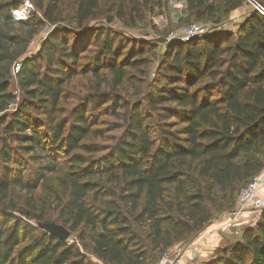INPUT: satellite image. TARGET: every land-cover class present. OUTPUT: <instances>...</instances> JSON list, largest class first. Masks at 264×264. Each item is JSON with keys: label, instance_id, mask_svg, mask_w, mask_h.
Instances as JSON below:
<instances>
[{"label": "trees", "instance_id": "trees-1", "mask_svg": "<svg viewBox=\"0 0 264 264\" xmlns=\"http://www.w3.org/2000/svg\"><path fill=\"white\" fill-rule=\"evenodd\" d=\"M21 1L0 0V264H154L222 213L211 218L216 197L204 179L228 190L223 212L234 210L241 189L264 170V15L249 12L233 39L220 31L168 46L159 69L165 85L149 83L131 104L121 91L127 68L145 71L148 62L134 40L117 62L126 47L119 35L81 28L100 0H79L70 43L64 31L51 32L32 57L25 55L29 44L45 23L62 20L63 0H31L35 10L15 19ZM114 1L117 16L132 22L162 3ZM242 1L186 0V10L203 20ZM84 57L91 61L78 66ZM103 68L110 83L99 74ZM73 73H90L96 83L57 117ZM95 113L114 115L121 129L104 148L85 142L102 134ZM52 173L58 174L57 219L70 231L91 228L96 261L77 242L30 225L23 219L28 211L6 202L12 192L31 194ZM201 264H264V209L241 239L218 246Z\"/></svg>", "mask_w": 264, "mask_h": 264}, {"label": "rangeland", "instance_id": "rangeland-1", "mask_svg": "<svg viewBox=\"0 0 264 264\" xmlns=\"http://www.w3.org/2000/svg\"><path fill=\"white\" fill-rule=\"evenodd\" d=\"M49 0H45L47 2ZM255 1V0H254ZM258 3L264 6V0H256ZM79 0H63L61 3V15L62 20L55 23H45L42 29L34 37L29 44L26 52L27 57H32L40 49L42 43L47 39L51 32L59 31L63 32L67 36L68 43L71 42L72 35L68 34V30L79 28L76 18V10ZM161 7H154L151 11H148L142 21L132 22L128 17L121 18L116 13V2L114 0H100V6L93 18L83 21L81 28L85 27L89 30H97L99 28H106L111 30L114 34L119 35L123 40L126 47L122 49L121 55L117 62L122 60L127 54L126 50L129 49L130 43L128 41H136L137 48L141 46L143 48V58L148 62L145 71L142 69L127 68V76L129 81L123 85L121 91L128 102L135 103L142 100L143 94H145L149 87V83H155L159 86L165 85L164 79L159 74V69L164 62V56L168 46H177V42H168L167 36L170 31L175 30L186 23L195 21L203 24L216 25L222 28V34L231 35V38H235L239 24L243 21L246 15L254 10L253 0H243L242 6L238 9L229 11L227 13L216 11V13L209 19L195 20L192 14H189L186 10V0H161ZM216 3L219 0H215ZM21 10L20 16H15L18 10ZM35 10L31 0H22L20 7H15L12 10V14L15 19H26L30 12ZM189 24V23H188ZM219 34V33H218ZM60 37L63 35L59 34ZM133 41V42H134ZM90 41H87L86 47H90ZM128 43V44H127ZM82 54V53H81ZM93 52L89 53L92 56ZM91 59L86 57L78 61V66L83 67ZM67 70V69H66ZM67 71H71L70 69ZM79 72V71H78ZM14 70L12 69V74ZM101 78L106 83H110L112 75L105 68L99 71ZM96 83V79L90 74L73 73L68 82L63 84V98L59 101L58 106L62 110L57 113V117L64 116L77 102L78 98L88 92ZM12 90L16 96V101L20 97V91L16 86V82L12 79ZM15 106V103L9 105L10 109ZM94 114L93 120L97 118V125L95 128H100L102 134L100 137L89 136L85 142H94L107 146L113 142V137L118 136L121 129L117 128L116 117L112 114L108 115H96ZM33 116L39 120H43L44 117L41 113L33 114ZM155 115H152L147 119V123H152ZM101 153H97L95 156H99ZM59 163H64L62 154H59ZM194 174V173H193ZM191 172L188 173L189 180L194 179V175ZM57 173L47 175V179L44 183L34 190L31 194H26L22 191L12 192L6 199V202L10 205L18 204V206L30 213L29 218L23 217L30 225L37 229H42L43 223H57L62 224L57 219L58 211L56 209V194H59V188L56 185ZM205 185L211 186L216 201L210 205L211 218H214L220 212L225 211L226 200H222L221 196L228 197V190L220 192L217 187L211 185L207 180H202ZM236 200V197H235ZM253 226V225H252ZM245 226L240 227L238 233H225L218 232V235H223V239L220 245L234 242L241 239ZM43 230V229H42ZM69 231V236L66 239L68 242H77L81 250L84 251L86 256L96 261L91 252L90 238L92 236V230L89 227L80 225L76 230ZM187 241V240H186ZM185 241V242H186ZM180 242L181 243H185ZM215 253V251H214ZM201 257L195 258L193 264H201L203 260ZM197 262V263H196Z\"/></svg>", "mask_w": 264, "mask_h": 264}, {"label": "built area", "instance_id": "built-area-1", "mask_svg": "<svg viewBox=\"0 0 264 264\" xmlns=\"http://www.w3.org/2000/svg\"><path fill=\"white\" fill-rule=\"evenodd\" d=\"M254 8L264 15V6L253 0ZM222 31L216 25L191 22L169 32L168 42H188L208 34ZM264 189V170L255 176L238 195L236 207L215 217L204 229L199 231L186 243L176 244L162 253L154 264H189L188 256L196 251L207 236L210 227L212 232L238 233L241 226L254 225L264 209V197L259 195Z\"/></svg>", "mask_w": 264, "mask_h": 264}, {"label": "crops", "instance_id": "crops-1", "mask_svg": "<svg viewBox=\"0 0 264 264\" xmlns=\"http://www.w3.org/2000/svg\"><path fill=\"white\" fill-rule=\"evenodd\" d=\"M259 195L264 197V189L260 191ZM215 226L210 227V233L207 234L205 239L200 243L198 249L188 256L189 264H193L195 258L201 257L203 261L207 260L214 254L215 249L220 245L223 235H218V232H212ZM220 232V231H219ZM222 243V242H221ZM197 263V262H196Z\"/></svg>", "mask_w": 264, "mask_h": 264}, {"label": "water", "instance_id": "water-1", "mask_svg": "<svg viewBox=\"0 0 264 264\" xmlns=\"http://www.w3.org/2000/svg\"><path fill=\"white\" fill-rule=\"evenodd\" d=\"M41 228L59 240H66L69 236V231L57 223H43L41 224Z\"/></svg>", "mask_w": 264, "mask_h": 264}, {"label": "bare ground", "instance_id": "bare-ground-1", "mask_svg": "<svg viewBox=\"0 0 264 264\" xmlns=\"http://www.w3.org/2000/svg\"><path fill=\"white\" fill-rule=\"evenodd\" d=\"M22 14L21 10L19 9L15 16H20Z\"/></svg>", "mask_w": 264, "mask_h": 264}]
</instances>
